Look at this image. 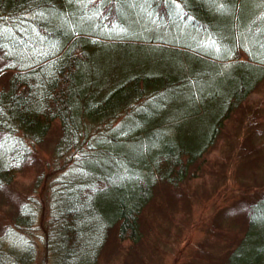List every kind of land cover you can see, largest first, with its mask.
I'll return each instance as SVG.
<instances>
[{
  "label": "trees",
  "instance_id": "trees-1",
  "mask_svg": "<svg viewBox=\"0 0 264 264\" xmlns=\"http://www.w3.org/2000/svg\"><path fill=\"white\" fill-rule=\"evenodd\" d=\"M141 1L149 29L119 34ZM241 1L0 0V188L60 131L43 195L2 229L23 248L0 236V264L41 250L44 264H98L111 233L143 238L160 185L199 175L264 81V0L245 14ZM244 220L220 264H264V191Z\"/></svg>",
  "mask_w": 264,
  "mask_h": 264
},
{
  "label": "rangeland",
  "instance_id": "rangeland-1",
  "mask_svg": "<svg viewBox=\"0 0 264 264\" xmlns=\"http://www.w3.org/2000/svg\"><path fill=\"white\" fill-rule=\"evenodd\" d=\"M250 2L241 1L244 14ZM147 4L141 1L139 8L130 11L127 26L116 27L119 34L149 29L150 22L142 16ZM253 40L246 34L247 42ZM260 46L264 59V46ZM6 78L0 75V87ZM224 127L199 175L175 188L160 185L142 215L143 238L120 241L111 233L98 264H220L219 252L230 245L222 240L244 229L249 206L264 191V81ZM58 134L56 125L44 141L33 144V153L14 183L0 188V236L14 250L23 246H13L15 233L2 229L12 223L23 201L43 195L41 187L56 166ZM42 253L35 264H44Z\"/></svg>",
  "mask_w": 264,
  "mask_h": 264
}]
</instances>
